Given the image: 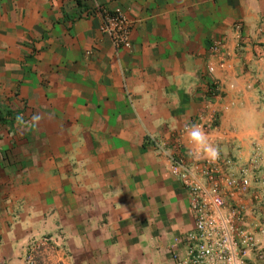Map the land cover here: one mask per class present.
<instances>
[{
    "label": "crops",
    "instance_id": "1",
    "mask_svg": "<svg viewBox=\"0 0 264 264\" xmlns=\"http://www.w3.org/2000/svg\"><path fill=\"white\" fill-rule=\"evenodd\" d=\"M191 124L235 168L256 158L264 245V0H0V264H175L194 216L171 159H206Z\"/></svg>",
    "mask_w": 264,
    "mask_h": 264
},
{
    "label": "built area",
    "instance_id": "2",
    "mask_svg": "<svg viewBox=\"0 0 264 264\" xmlns=\"http://www.w3.org/2000/svg\"><path fill=\"white\" fill-rule=\"evenodd\" d=\"M97 11L103 16L102 30L114 46L130 47L132 26L123 11L104 6H98ZM171 160V173L190 191L194 216V229L180 238L184 252L174 255L175 264H248L252 253L264 262V245L256 238L262 225H247L249 208L243 202L251 187L250 172L256 158L240 168H235L229 156H219L214 163L207 159L187 162L181 157ZM41 242L62 244L55 235L43 237Z\"/></svg>",
    "mask_w": 264,
    "mask_h": 264
},
{
    "label": "clouds",
    "instance_id": "3",
    "mask_svg": "<svg viewBox=\"0 0 264 264\" xmlns=\"http://www.w3.org/2000/svg\"><path fill=\"white\" fill-rule=\"evenodd\" d=\"M43 119L44 117L39 112H34L31 115L30 122L32 125L37 126ZM15 120L18 125H24L26 123L23 115H17ZM185 133L188 137L189 143L194 146L188 153L190 157L199 158L200 156H203L209 163H214L218 159V147L209 143L206 133L202 130L199 124L186 126Z\"/></svg>",
    "mask_w": 264,
    "mask_h": 264
}]
</instances>
